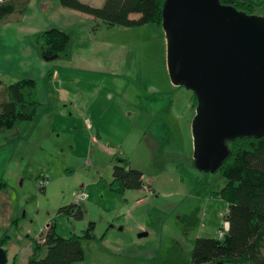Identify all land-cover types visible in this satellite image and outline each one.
Wrapping results in <instances>:
<instances>
[{"label":"rangeland","instance_id":"obj_1","mask_svg":"<svg viewBox=\"0 0 264 264\" xmlns=\"http://www.w3.org/2000/svg\"><path fill=\"white\" fill-rule=\"evenodd\" d=\"M252 12L264 18V2ZM91 37L94 53L55 60L58 79L40 80L47 103L33 119L0 132L9 149L0 152L7 250L25 255L24 241L40 240L50 223L65 239L94 223L75 264H189L196 238L224 236L228 207L224 176L193 165V94L170 81L161 26L100 24ZM117 160L139 170L146 187L110 191ZM80 191L87 199L76 221L59 209Z\"/></svg>","mask_w":264,"mask_h":264},{"label":"trees","instance_id":"obj_2","mask_svg":"<svg viewBox=\"0 0 264 264\" xmlns=\"http://www.w3.org/2000/svg\"><path fill=\"white\" fill-rule=\"evenodd\" d=\"M67 10L78 12L94 21L92 32L100 24L107 28H134L146 24L161 26L165 0H104L100 7L79 0H57ZM222 5L253 14V8L264 0H219ZM26 3L7 0L0 4V21L12 13H22ZM39 57L52 61L67 57L70 36L56 28L39 32L30 40ZM53 58V59H52ZM6 99L0 102V132L11 129L16 123L30 122L36 115L40 102L36 95V83L31 78H22L9 84ZM194 107L196 98L193 95ZM229 154L218 173L227 180L221 198L228 207L224 215L228 228L222 238H196L189 264H264V255L259 246L264 243V136L237 137L226 142ZM145 186L143 174L131 168L125 160H117L112 168L108 187L115 194L126 190H141ZM68 218L83 219V210L72 203L59 209ZM94 223H89L82 235L60 237L53 223L46 226L40 240L28 238L31 254L26 264H75L84 260L81 240L93 238ZM4 233L0 248L9 240ZM263 246V245H262ZM15 260V259H14ZM13 260L11 264H16Z\"/></svg>","mask_w":264,"mask_h":264},{"label":"water","instance_id":"obj_3","mask_svg":"<svg viewBox=\"0 0 264 264\" xmlns=\"http://www.w3.org/2000/svg\"><path fill=\"white\" fill-rule=\"evenodd\" d=\"M161 27L170 81L196 98L193 165L216 173L227 141L264 136V18L219 0H165Z\"/></svg>","mask_w":264,"mask_h":264},{"label":"crops","instance_id":"obj_4","mask_svg":"<svg viewBox=\"0 0 264 264\" xmlns=\"http://www.w3.org/2000/svg\"><path fill=\"white\" fill-rule=\"evenodd\" d=\"M16 1L26 3L24 11L20 14L12 13L0 21V86L3 85L2 81L9 85L22 78H31L36 83V95L40 104L47 103V97L44 95L40 80L47 77L50 81L55 82L58 79L52 71L55 60H42L37 49L31 46V38L50 28H56L67 33L70 36L67 57L56 59L66 62L71 59L73 54H79L83 51L95 52L94 41L91 37L94 21L88 16L63 8L57 0ZM79 1L94 7H100L104 2V0ZM64 65L69 66L67 63ZM8 85L2 87L4 89L2 90L3 96L0 94V102L6 99L4 90L5 86ZM2 150L6 151L5 147H1L0 152ZM6 152L9 154V149ZM8 214H5L4 221L0 223V237L8 230L6 221ZM16 214L17 212L14 213V218L17 217ZM8 243L2 247L7 257L6 264H11L14 259L16 264H26L27 258L31 254L30 243L24 241V244L29 247L25 255H14L13 251L8 252Z\"/></svg>","mask_w":264,"mask_h":264},{"label":"built area","instance_id":"obj_5","mask_svg":"<svg viewBox=\"0 0 264 264\" xmlns=\"http://www.w3.org/2000/svg\"><path fill=\"white\" fill-rule=\"evenodd\" d=\"M7 0H0V4H4ZM74 198H75V202H80V201H84L87 199V194L83 191H80V192H77L75 195H74ZM225 232L227 231V228H228V225L227 223H225Z\"/></svg>","mask_w":264,"mask_h":264}]
</instances>
